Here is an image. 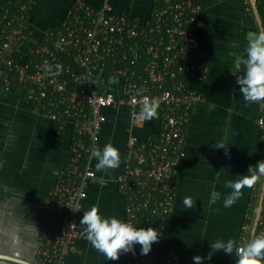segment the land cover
<instances>
[{"label": "built area", "instance_id": "obj_1", "mask_svg": "<svg viewBox=\"0 0 264 264\" xmlns=\"http://www.w3.org/2000/svg\"><path fill=\"white\" fill-rule=\"evenodd\" d=\"M34 2L9 1L0 12V93L17 94L33 112L56 121L58 140L67 126L73 130L69 163L43 203L39 263L65 264L76 251L86 185L96 177L90 153L99 146L106 111L126 107L130 133L118 186L126 199L127 221L162 233L148 255L140 254L138 244L135 249L147 264H173L168 231L175 177L184 154L186 125L203 100L188 80L203 79L208 71L193 30L200 6L196 0H156L150 20L142 25L116 13L109 0L101 8L77 0L60 27L46 28L36 38L30 21ZM257 3L264 12V0ZM246 5V11L253 12L250 0ZM261 18L264 25V15ZM101 71L115 75L117 92L98 88ZM140 89L158 103L162 121L161 131L146 138L135 132L146 122L139 116ZM259 123L264 127V118ZM147 212L163 223L145 225ZM253 216L248 214L241 244L250 240ZM256 233L264 234V205Z\"/></svg>", "mask_w": 264, "mask_h": 264}, {"label": "crops", "instance_id": "obj_2", "mask_svg": "<svg viewBox=\"0 0 264 264\" xmlns=\"http://www.w3.org/2000/svg\"><path fill=\"white\" fill-rule=\"evenodd\" d=\"M76 1L35 0L30 17L35 37L40 38L46 28L60 27ZM84 1L101 8L106 0ZM109 2L116 13L135 18L142 25L150 20L156 5V0ZM196 2L200 11L193 30L199 38L208 71L203 79L188 80L189 85L203 95V100L194 107L186 125L184 154L175 177V205L168 231L173 264H194L193 257H206L211 250L210 243L216 241L233 239L240 245L248 214L256 217L264 187V177H261L252 188H244L231 207L224 206L226 197L232 192L226 182L241 179L249 166L264 160V127L259 123L264 118V104L244 102L236 82L237 75L244 72L243 65L236 75L231 73L235 71V59L246 56L248 41L260 34L259 26L245 9L246 0ZM109 77L115 75L99 72L96 78L98 88L117 92V83L109 84ZM138 109L140 111V105ZM106 113L108 119L98 148L112 143L120 151L121 164L117 169L97 172L95 165L98 161L94 158L92 164L96 177L86 185L87 197L83 200L81 219L84 211L92 205H99L104 217L127 221L126 199L119 189L118 177L124 169L131 115L126 107L110 108ZM161 128V117L157 114L135 132L146 138L158 134ZM72 132V127L67 126L58 140L56 121L33 112L17 94L0 93V210H25L35 203L40 245L44 235L43 203L69 163ZM216 144H224L226 148H217ZM214 194H217L216 202L212 204L210 200ZM30 196L33 198H28ZM185 197L196 202L193 208L184 205ZM2 215L0 220H7ZM0 253L40 264L37 248L19 254L1 248ZM0 264L21 263L0 258ZM65 264L147 263L142 261L136 249L135 254L121 253L118 260L108 261L87 241L81 226L76 251L66 257ZM203 264H236L235 249L232 256L221 250L213 254L211 260L205 259Z\"/></svg>", "mask_w": 264, "mask_h": 264}, {"label": "clouds", "instance_id": "obj_3", "mask_svg": "<svg viewBox=\"0 0 264 264\" xmlns=\"http://www.w3.org/2000/svg\"><path fill=\"white\" fill-rule=\"evenodd\" d=\"M245 57H237L234 62L236 75L243 65L244 72L237 75V84L245 103L264 104V33H260L248 41L245 49ZM109 84L118 83L116 77H109ZM143 89L137 92V96L142 98L140 102L139 116L142 120L150 121L157 117L158 103L154 99L143 96ZM217 148H226V145L219 144ZM226 151V155H227ZM90 158H95L98 162L95 165L96 171H107L117 169L121 164V155L117 147L112 143H107L102 149L93 148ZM241 179L227 181L226 187L232 192L224 201L225 207H231L242 195L244 188H252L257 181L264 177V160L259 161L254 166H249L247 174L241 175ZM210 203L216 202L215 196ZM184 205L190 209L195 203L191 197H185ZM80 225L87 241L99 253L107 257L108 261L118 260L121 253L132 252L135 254V246L140 245V254L148 255L152 245L159 241L161 230L155 227H137L130 221H124L116 217H104L99 210V205H92L89 210L83 212ZM210 252L206 257L196 255L193 257L194 264H203L205 259L211 260L215 253L223 252L227 255L233 254L235 249L236 264H264V234L254 235L247 242L238 245L233 239L216 241L210 243Z\"/></svg>", "mask_w": 264, "mask_h": 264}, {"label": "rangeland", "instance_id": "obj_4", "mask_svg": "<svg viewBox=\"0 0 264 264\" xmlns=\"http://www.w3.org/2000/svg\"><path fill=\"white\" fill-rule=\"evenodd\" d=\"M244 7L247 9L246 2ZM13 198L15 199L14 196ZM29 206L30 208L25 210H0V214L2 213V216L7 218V220H0V250L2 248L13 254L23 251L30 252L36 248L38 251L40 247V242L38 243L39 225L37 224L38 208L35 203ZM37 244L38 247H36Z\"/></svg>", "mask_w": 264, "mask_h": 264}, {"label": "water", "instance_id": "obj_5", "mask_svg": "<svg viewBox=\"0 0 264 264\" xmlns=\"http://www.w3.org/2000/svg\"><path fill=\"white\" fill-rule=\"evenodd\" d=\"M250 3H251V6H252V9H253V13H254L255 19H256L257 24L259 26L260 33H264V25H263V22H262L261 15L259 13L257 0H250ZM263 205H264V187H263L262 195H261L260 202H259V205H258V209H257L256 217H255V220H254V224H253V227H252V232H251L250 239L254 235H256V232H257V229H258L259 220H260V217H261V214H262V210H263ZM0 258L6 259V260H10V261H14V262L21 263V264H32V263H30L29 261H27L25 259L13 256V255H9V254L0 253Z\"/></svg>", "mask_w": 264, "mask_h": 264}, {"label": "trees", "instance_id": "obj_6", "mask_svg": "<svg viewBox=\"0 0 264 264\" xmlns=\"http://www.w3.org/2000/svg\"><path fill=\"white\" fill-rule=\"evenodd\" d=\"M9 1H15V0H0V12L2 11L3 7L9 2ZM258 9H259V13L261 16L264 15V12H263V7L258 4ZM251 15L255 18L254 16V13L251 12ZM26 49V46L23 47V50ZM14 89L16 90L17 88L14 87ZM22 97V95H21ZM60 215H64L63 212H60ZM143 218H144V221H145V225L146 224H151V225H154L156 227L160 226L163 222L157 217V216H154V215H151V213L147 212L143 215ZM41 220H42V223H43V216H41ZM256 235H259L258 233H256ZM168 236H169V233H168Z\"/></svg>", "mask_w": 264, "mask_h": 264}]
</instances>
